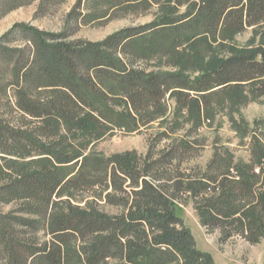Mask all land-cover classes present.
Masks as SVG:
<instances>
[{
	"label": "trees",
	"instance_id": "obj_1",
	"mask_svg": "<svg viewBox=\"0 0 264 264\" xmlns=\"http://www.w3.org/2000/svg\"><path fill=\"white\" fill-rule=\"evenodd\" d=\"M81 1L70 13L79 23L153 8L156 17L98 42L26 23L0 38V264H216L177 214L184 197L221 243L260 242V138L252 136L249 161L216 152L198 173L187 166L193 140L173 136L179 121L144 156H107L95 144L164 121L169 98L175 117L186 113L198 129L212 98L234 106L246 97L242 85L264 95V37L207 59L264 20V0H83L84 13ZM12 2L20 0L3 5Z\"/></svg>",
	"mask_w": 264,
	"mask_h": 264
},
{
	"label": "rangeland",
	"instance_id": "obj_2",
	"mask_svg": "<svg viewBox=\"0 0 264 264\" xmlns=\"http://www.w3.org/2000/svg\"><path fill=\"white\" fill-rule=\"evenodd\" d=\"M79 1L20 0L19 6L13 7L16 3L3 5V0H0V38L16 24L26 23L54 34L68 32L71 35L70 39L98 42L119 29L142 25L156 17V9L153 8L144 14H120V16L109 17L103 21L79 23L70 16ZM79 9L83 13L86 11L83 0ZM184 9L185 7H182L181 10ZM263 37L264 20L256 26L248 27L227 41L216 44V48L208 52L207 59L216 55H229L240 48H256L261 44ZM14 44L25 45L24 41H17ZM242 86L246 97L239 98L234 106L220 104L216 98H212L209 119L205 118L198 129H191L190 121L185 118L186 113H183L184 116H180L179 119L175 117V100L169 98L170 108L167 119L157 120L134 132L114 130L97 141L95 149L107 156L131 150H136L144 156L150 146L155 143L156 134L160 130L170 128V123L179 121V124L174 125L176 133L173 136L194 142L195 150L192 151V159L187 165L190 170L193 169L192 173H198L200 169L205 168L216 152H220L224 157L233 156L236 161H249L252 136L264 141V95L253 93L250 85ZM244 132L247 133L244 134ZM176 174L173 170L168 171V175ZM11 209L12 204L2 206L5 212ZM177 214L182 219L184 227L191 230L197 247L210 253L216 264H264V237L256 244L238 235L221 243L218 230L208 232L201 224L199 211L191 198L184 197L179 200Z\"/></svg>",
	"mask_w": 264,
	"mask_h": 264
}]
</instances>
